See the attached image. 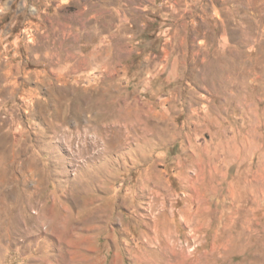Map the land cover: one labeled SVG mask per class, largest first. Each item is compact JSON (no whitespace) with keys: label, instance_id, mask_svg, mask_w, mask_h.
Listing matches in <instances>:
<instances>
[{"label":"rangeland","instance_id":"374dc122","mask_svg":"<svg viewBox=\"0 0 264 264\" xmlns=\"http://www.w3.org/2000/svg\"><path fill=\"white\" fill-rule=\"evenodd\" d=\"M0 264H264V0H0Z\"/></svg>","mask_w":264,"mask_h":264}]
</instances>
